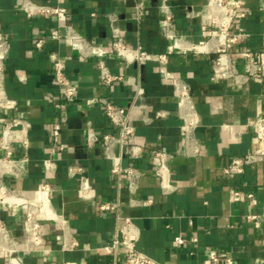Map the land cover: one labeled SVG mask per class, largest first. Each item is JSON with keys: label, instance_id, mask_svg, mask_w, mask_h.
I'll use <instances>...</instances> for the list:
<instances>
[{"label": "crops", "instance_id": "crops-1", "mask_svg": "<svg viewBox=\"0 0 264 264\" xmlns=\"http://www.w3.org/2000/svg\"><path fill=\"white\" fill-rule=\"evenodd\" d=\"M62 4L68 8L61 17H28L21 10L22 0H0V22L10 42L5 64L4 85L10 97L18 101L11 111H0L5 120L19 118L31 122L30 140L25 150L16 144L14 159L20 174H6L4 183L33 204H39V186L52 187L48 212L58 220L41 215L49 252L21 251L22 264H125V250L111 251L123 218L135 225L137 246L158 264H214L210 250L227 253L231 264H264V160L247 165L242 174L226 175L224 168L234 157L247 156L258 148L254 122L264 116V76L250 74L249 62L239 55L248 49L264 52V0H240L246 17L235 21L232 31L246 39L233 48L234 68L239 76L219 78L213 71L216 54L179 48L163 28L162 0H33ZM144 4L138 18L136 5ZM174 13V32L184 46L205 40L210 33L206 24L208 0H169ZM191 15H187V13ZM116 14L123 40L142 46L153 54H165L166 64L151 60L144 64L127 63L108 51L113 38L109 20ZM95 45V51L80 57L69 40L55 38L54 30L64 32L66 25ZM40 47L36 43L41 39ZM56 52L65 61V72L79 86V96L66 101L54 81L50 54ZM104 63L113 74L129 78L112 86L100 79L98 65ZM171 71L189 85L200 123L194 129L200 144L198 153L187 154L172 80L163 76ZM20 76L24 79H20ZM140 86L144 93L135 101ZM89 98H107L122 107L132 108L131 121L136 128L142 152L123 158L124 165L141 169L137 188L131 191L124 178L112 172L104 144L85 145V133L93 128L98 134H116L99 103ZM59 101L61 107H56ZM61 124L60 142L64 150L51 149V128ZM0 126V139L2 136ZM172 154L169 159L170 185L167 191L156 174L153 151ZM114 153L119 148L114 146ZM6 150L0 145V158ZM51 159L55 167L46 170L43 162ZM81 172L70 174L71 166ZM86 180L89 195L79 191ZM253 194L255 203L244 198L233 201L231 191ZM151 200L147 203L146 201ZM116 209H103V204ZM24 208L0 205V218L21 235ZM259 216L256 221L249 214ZM66 221L69 241L78 246L62 248ZM184 243L176 241L177 236ZM0 264H7L0 252ZM224 264V263H221Z\"/></svg>", "mask_w": 264, "mask_h": 264}, {"label": "built area", "instance_id": "built-area-1", "mask_svg": "<svg viewBox=\"0 0 264 264\" xmlns=\"http://www.w3.org/2000/svg\"><path fill=\"white\" fill-rule=\"evenodd\" d=\"M20 10L28 17L40 15L43 17H61L65 19L68 14V8L62 4L38 3L33 0H22ZM160 10L163 15V28L167 36L173 37L176 40L179 48H186L194 52L213 51L216 57L213 62V71L221 79H226L230 76H239L234 68L235 53L233 48L240 42H243L246 37L243 34H236L232 31L236 20L246 17L247 10L243 7L240 0H208L206 8V24L210 28L209 36L197 43H190L189 46H184L180 38L174 32V13L169 0H162ZM138 18H141L144 13V4L139 2L136 5ZM189 14V12L187 13ZM109 20L113 32V38L108 43V51L111 54L123 58L127 63L144 64L151 60H159L166 64L167 56L165 54H153L142 46H131L122 38V29L118 25V17L116 14H110ZM55 38H65L70 41L72 46L78 51L80 57L84 58L91 55L95 51V45L77 32L71 24H67L64 32L54 30L52 32ZM44 39L41 38L36 46L40 47ZM10 51V42L4 32L0 22V111H11L18 107V101L10 97L4 85L5 81V64ZM242 58L246 59L250 64V74H259L264 76V52L258 54L242 49L239 52ZM54 81L59 86L61 95L66 101H74L79 96V86L73 83L66 74L65 61L53 52L50 54ZM100 70L99 79L106 86H112L118 81L129 82V78H124L121 75L113 74L108 66L104 63L98 65ZM163 76L167 80H172L175 96L177 98L178 109L183 120L182 134L184 137V148L187 154L198 153L200 144L195 139L193 134L194 129L200 123L199 115L193 100L191 89L187 82L177 77L171 71L165 70ZM20 79H24L20 76ZM144 90L138 86V92L135 97L137 101ZM99 103L108 117L109 121L116 127V134L100 135L93 128H89L85 133V145L92 147L98 142H102L105 147L106 156L112 162V172L119 178H124L128 183L131 191L137 188L138 181L142 175L141 169L132 166L124 165L122 160L125 157H135L141 152V146L137 142L136 128L131 121L132 108L122 107L115 104L107 98H89L87 103ZM56 107H61L59 101H54ZM256 130V138L258 148L247 156L234 157L229 164L224 168V173L229 176L242 174L247 165L264 160V116L257 121H250ZM0 126H2V136L0 145L5 148L6 155L0 158V205L7 208H24L22 218L21 235H16L7 224L0 218V252L5 254L7 264H22L16 254L25 252H44L48 253V239L45 236L43 221L41 215L47 219L58 220L57 216L48 212L49 195L52 192V187L47 184L39 186L38 192L40 195L39 204H33L28 199L24 198L19 192L11 190L3 181L6 174H20V167L17 160L14 159L16 144L21 145V148L27 149L30 145V140L27 132L31 129L32 124L28 120L13 118L5 120L0 116ZM51 149L53 152L64 150V145L60 142L61 124L56 123L51 128ZM117 146L119 153H114L113 148ZM172 154L162 149L153 151V157L157 160L156 174L160 178L162 187L165 191L171 188L170 185V167L169 159ZM46 170H51L55 167V163L51 159H46L43 162ZM80 166H71L70 174L81 172ZM90 186L86 180L80 182L79 191L85 196L89 195ZM233 201H241L247 198L251 204L255 203L253 194L245 193L240 189L231 191ZM147 203L151 200L146 201ZM103 209H116L117 206L112 204H103ZM248 219L256 221L258 225L259 216L257 214H249ZM63 230L62 248L64 250H72L78 246L76 241L70 242L68 237V228L66 221L61 220ZM137 234L133 220L129 217L123 218L119 232L112 245L107 246L106 250L123 248L125 250V264H158V262L147 253L140 250L137 246ZM176 241L179 244L184 243L182 236H177ZM209 260L214 264H231L232 258L225 252L218 250H210L208 253ZM61 264H77L75 262L66 261Z\"/></svg>", "mask_w": 264, "mask_h": 264}]
</instances>
